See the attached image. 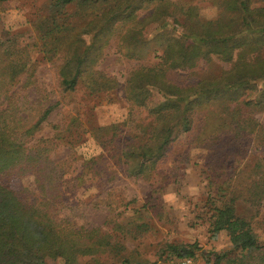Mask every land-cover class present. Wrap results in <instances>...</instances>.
Here are the masks:
<instances>
[{"label": "trees", "instance_id": "16d2710c", "mask_svg": "<svg viewBox=\"0 0 264 264\" xmlns=\"http://www.w3.org/2000/svg\"><path fill=\"white\" fill-rule=\"evenodd\" d=\"M215 5L217 14L205 18L197 5L180 0H43L30 19V37L6 25L0 28V264H116L111 254L119 251L113 231L76 228L61 213L62 177L69 164L52 157V138L35 137L53 107L30 119L12 91L23 75L30 80L42 62L60 61L64 92L83 82L95 94L119 86L97 68L111 44L133 59L161 51L155 64L131 69L123 84L136 142H116L112 157L118 155L131 175L148 177L181 134L186 137L181 142L184 160L191 147L204 146L213 161L216 155L217 164L222 163L220 170L229 168L228 157L237 162L250 143L264 146V123L252 111L264 110V0H216ZM143 10L149 12L140 16ZM213 57L230 67L187 83L200 62ZM108 129L93 130L104 146L113 142ZM234 162L231 167L239 166ZM105 163L100 156L84 169H94L104 179L112 172ZM27 175L34 176V188L21 184ZM233 179L231 175L225 183ZM247 189L255 198L264 194L256 182ZM236 200L214 207L213 231H227L231 247L223 253L208 251L206 260L245 264L248 255L257 254L264 264V241L237 213ZM195 246L173 248L178 258L196 260ZM120 264L131 262L124 258Z\"/></svg>", "mask_w": 264, "mask_h": 264}, {"label": "rangeland", "instance_id": "374dc122", "mask_svg": "<svg viewBox=\"0 0 264 264\" xmlns=\"http://www.w3.org/2000/svg\"><path fill=\"white\" fill-rule=\"evenodd\" d=\"M180 1L197 5L205 18L214 17L218 12L216 0ZM42 2L9 0L0 3V11L4 9L0 12L3 17L0 28L6 25L30 37L34 29L30 19ZM148 12L143 10L139 15L145 16ZM160 52L151 53L144 59H133L111 44L97 68L115 78L119 86L99 93H90L83 82L76 90L64 92L57 70L59 60L42 62L30 75V80L23 75L12 91L22 114L30 119H38L40 113L53 107L35 137L52 138L55 143L52 157L69 164H66L70 167L69 172L62 177L65 204L60 208L61 213L76 228L113 231L117 235L119 251L112 252V263L120 264V260L127 258L131 264L139 261L171 264L174 258L178 259L174 246L180 248L196 243L194 251L198 264H214V257L207 261L205 253L212 250L223 253L231 247L227 231H213L214 207L223 205L231 197L237 199V213L248 220L260 241H264V194L255 198L247 189L254 182L264 187V146L250 143L237 162L228 157L225 167L229 168L220 170L217 165L222 163L217 164L216 155H213V161L210 150L204 146L191 147L184 160L185 147L181 142L185 136L181 134L148 177L129 174L118 155L112 157L116 142L122 146L136 142V123H130V108L123 84L131 69L155 64ZM229 67L230 63L218 57L203 60L187 83L216 75ZM179 73L185 75L188 71ZM252 111L263 124L264 110L254 108ZM144 122L148 123V120ZM100 126L110 127L106 131L110 138L113 137L111 144L104 146L96 137L93 130ZM232 148L235 151V147ZM100 156L106 159L108 171H112L104 179L94 169H84V164H90ZM260 161L262 167L253 171ZM233 162L239 166L231 167ZM243 168L246 172H240ZM231 175L234 179L225 183ZM101 180L105 185L99 187ZM20 182L23 186L35 187L33 175L22 177ZM220 185L228 189L220 190ZM240 188L242 194L238 191ZM262 263L263 256L257 254L248 255L245 262ZM220 264L235 263L223 260Z\"/></svg>", "mask_w": 264, "mask_h": 264}, {"label": "built area", "instance_id": "2783aa9c", "mask_svg": "<svg viewBox=\"0 0 264 264\" xmlns=\"http://www.w3.org/2000/svg\"><path fill=\"white\" fill-rule=\"evenodd\" d=\"M171 264H198V262L193 257L185 256L175 259Z\"/></svg>", "mask_w": 264, "mask_h": 264}]
</instances>
